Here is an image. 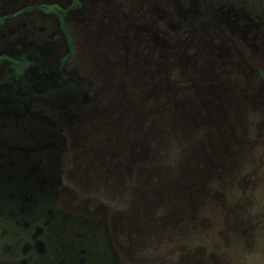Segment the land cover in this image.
<instances>
[{"label": "rangeland", "instance_id": "obj_1", "mask_svg": "<svg viewBox=\"0 0 264 264\" xmlns=\"http://www.w3.org/2000/svg\"><path fill=\"white\" fill-rule=\"evenodd\" d=\"M40 3L0 30V264H264V0Z\"/></svg>", "mask_w": 264, "mask_h": 264}, {"label": "flooded vegetation", "instance_id": "obj_2", "mask_svg": "<svg viewBox=\"0 0 264 264\" xmlns=\"http://www.w3.org/2000/svg\"><path fill=\"white\" fill-rule=\"evenodd\" d=\"M15 7L16 9L14 10ZM62 14L63 11L59 6L55 4L42 5L40 0H0V30L5 27H10L15 33V29H17L18 34L22 35L27 40L34 39V37L38 39L44 38L47 37L46 30L48 26H57V20L59 17H62ZM49 16H52L53 18L52 22L48 25V20L46 18ZM22 22V26H16V24H20ZM44 23L46 25H44ZM57 38L58 35L52 36L53 40H57ZM64 38L67 40V42H69L68 36ZM66 51V53L61 55L59 62L56 63L55 67L51 71L42 69L43 71H46L45 75L47 76L44 77L45 80H41L42 82L47 83V85L50 81L52 83L55 82L56 84L57 79H59L58 74L61 73L60 64L63 63L64 65V63L69 60V45ZM21 62H24L25 65H28L29 60L23 58ZM28 81L31 83H36L35 79H30ZM54 115L55 112L53 116Z\"/></svg>", "mask_w": 264, "mask_h": 264}]
</instances>
